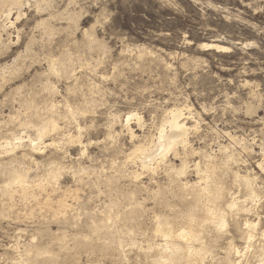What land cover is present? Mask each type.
<instances>
[{
  "label": "rangeland",
  "instance_id": "obj_1",
  "mask_svg": "<svg viewBox=\"0 0 264 264\" xmlns=\"http://www.w3.org/2000/svg\"><path fill=\"white\" fill-rule=\"evenodd\" d=\"M28 2L0 0V143L12 138L20 143L9 156L24 155L20 165L29 167L31 181L28 194H0V264L169 263L155 226L159 219L175 230L185 227L187 192L169 177L180 158L168 153L152 162L154 170L141 168L128 156L138 143L123 127V117L131 110L143 118L140 125L130 122L146 146L171 107L186 108L190 126L189 146L185 151L178 146L186 161L180 183L198 180L196 162L213 161L223 181L219 209L225 229L235 232L245 218L256 222L250 252L239 263L256 264L252 251L264 247V0ZM211 40L229 49H201V42ZM52 123L58 128L51 130ZM42 129L53 144L33 153L28 136ZM79 132L82 144L66 139ZM50 165L56 176L48 179ZM234 172L249 174L257 194L246 198L247 211L237 220L236 210L226 207L230 195L243 194ZM39 181L51 183L50 192L37 188ZM131 194L137 218L123 221L118 213L129 210L123 199ZM111 200L121 202L120 212ZM53 210L64 213L66 222L54 219ZM101 224L120 239L94 234L91 228ZM201 234L204 241L212 237V225ZM217 241L199 264L227 263L219 250L225 242Z\"/></svg>",
  "mask_w": 264,
  "mask_h": 264
},
{
  "label": "bare ground",
  "instance_id": "obj_2",
  "mask_svg": "<svg viewBox=\"0 0 264 264\" xmlns=\"http://www.w3.org/2000/svg\"><path fill=\"white\" fill-rule=\"evenodd\" d=\"M8 1L10 2V4L19 5L22 1H25V0H8ZM28 1L29 0H27V2ZM34 1L37 4V6H39V0H34ZM32 5H34V4H32ZM19 12H20V9H19ZM18 17H19V13L15 17V19H17ZM8 22H9V26H12L14 24V22L11 20H8ZM4 26H5V24H4ZM42 26H43V24H42ZM44 33L45 32H43V34ZM47 33L50 34L49 31ZM200 47L203 50L212 49V50H215L217 52L218 51H227L229 49L228 46H226L224 44H220V43L216 42L215 40H211V41H207V42H201ZM50 65H51L52 70H55V67H54L55 63L53 61H51ZM3 75H5V74H3ZM186 106H188V105H186ZM188 108H189V106H188ZM185 109L186 108H184V107L183 108L182 107L181 108L180 107H174V108L171 107V109H168V112H165L167 114L166 117L163 118V121L158 126L157 136L155 138H152L151 140H149V142L147 143L146 146L144 143H141V139H139V136L135 132L136 130L134 131L133 126L131 125V122H130L132 119H135V121L140 125L142 123L143 118L137 112L131 111V110L128 111L126 113V116L123 117V119H124L123 120V127L125 128L126 132L128 133L130 139L131 140H137V143H138L137 145H134L132 151L128 154V156L131 159L137 158V161L140 163L141 168L146 169V170H151V171L154 170V167H152V164H153L152 162L155 161L156 159L159 160V162L161 160H165L168 153H172L173 154L172 156H174L176 158L177 157L180 158V164H179L180 167L174 169V166H172V170H171L172 174L169 177H171V179H170L171 182H175V181L179 182V184H180L179 187H181L182 190L184 189L185 192H187V194L185 195V196H187V198L185 197L187 199L186 207H185L186 208V214H185V216L183 215V219H182V222H183V224H185V227L182 229H176L175 230L174 227L172 225H170L171 222H167V221L163 222V220L161 221L159 219L157 220V224L155 226V233L157 235L159 234V235L163 236L164 240H165L164 244H166V247L164 250L166 254H165V256H162V257H165L166 259L169 258L170 262L167 264H173L174 262L179 261L180 259H185L184 264H188L187 263L188 261H191L192 264H199V261L203 258V256H205L206 253L210 252L212 247L217 246L216 245L218 242L217 240L221 239L223 242H225L224 246L222 248H219L220 254H222L221 258L223 260L227 261L226 264H239L242 259L246 258V251H247L248 247L251 246L252 238L257 235V234L255 235L256 222L255 221L254 222L248 221V219L246 220V218L244 217L245 218L243 220L244 223L242 222L243 224L241 226L237 225L235 232L225 229L226 228V220L224 218V214L219 209L220 198H221V195L223 194V190H224L223 181H222V178L220 177L221 175L219 174L220 175L219 176L218 174L215 173L212 160L207 159L202 166L198 163L199 161L193 165V169H194V171L197 175V179H198L196 182H194L193 184H188V182L180 183L182 177L184 176V173L186 172V166H185L186 161L184 162L183 159L180 157V153L182 151L180 152V150L178 149V146L181 145L183 148L182 149L183 151H185V148L187 146H189V145L186 146V144L188 143L187 135H188V131H190V126L186 122L188 117L185 116L186 115L184 113ZM72 113H73L72 110H70V109L66 110V116L68 118H70L72 116ZM121 117H122L121 115H118V118H121ZM40 119H39V122H41ZM39 124H41V123H39ZM57 128H58L57 123L51 124V130H54ZM30 129H31V127H30ZM47 130L48 129L37 130L35 138H31L30 136H28L29 140H28L27 144H28V147L31 148V151L33 153H39V150L41 149L40 145L43 148H46L48 146L51 147V145L53 144V142L45 140ZM13 136H15V134ZM12 137H9V138H12ZM64 138H66V136ZM66 139H68L70 142H77L78 144H82L81 138H80V132L76 137L69 135ZM4 143H5L4 144L5 146H1V143H0V148H1L0 149V183H2V185H0V194L2 196H13V194L19 190H21L23 192V194H28V187H30L29 184L31 183L30 178H29V167H25L23 165H20V164H23L25 162L24 155L21 157L9 156L10 152L13 153L11 150L16 149V147L20 143L17 140H14L13 138L11 140H6ZM8 152H9V154H8ZM1 153H5V155L8 154L6 156L9 158L8 161L7 160L4 161V159L6 157L1 156ZM42 153H43V151H42ZM53 158L54 157H52V160L54 161ZM232 159L235 161L238 160V158L234 159V157H232ZM227 160H229V158ZM53 161H51L52 164H53ZM48 164H51V163H48ZM51 165H50V167L48 166L49 168H47V170L44 168L46 170V174H45L46 178H48V179L54 178L56 176L55 167H53ZM44 166H46V164ZM170 166L171 165H169V167ZM79 172L80 171L78 170V173ZM222 172H224V171H222ZM133 174L135 175V177H137L136 176L137 174H135V172ZM114 175H116V174H114ZM135 177L134 178L132 177V178L136 179ZM129 178H130V176H129ZM233 178H234V181H236L238 183V186L243 191V194H242L241 198H236L237 196L230 195V196H232L231 201L226 204L227 205L226 207H228V209L231 208L232 211H233V209L236 210V212L234 214L232 213V215H234L235 219L237 220V219H239V217H238L239 215L244 214L247 211L246 210L247 209L246 208V198L248 199V198L255 197V196H257V194L255 191V187L253 188L251 186L252 179H251L249 174H247V173L240 174L239 172H234ZM48 179H46V180H48ZM50 184H48V183L43 184L42 181H39L36 183V186H37V188H39L41 190H45V191L48 190L49 191L52 187V184L51 185ZM234 195H236V194H234ZM185 198H184V201H185ZM123 200H124V202H126L125 204L130 207L128 211L120 212V210L118 208L122 205L120 201L113 203L111 200V201H109V203H111L113 206L114 205L117 206V208H115V209H117V211L120 212L118 214L122 216L123 221H126V220L127 221L128 220L134 221V220H136V218H137V216H136L137 215L136 214L137 204L135 203L134 196L132 194L129 196H125ZM64 202L61 201L60 202L61 205H62V203L65 204ZM172 202H174V201H172ZM44 205L46 207L52 206V205H50V203H48V201ZM46 212H47V209H46ZM53 212H54V214L52 215V217L54 219H56L57 221L63 220V222H66V221H64V219H62V217L64 216V213H63V216L62 215L60 216L59 212L57 210H53ZM3 213H4V210H2L1 206H0V214H3ZM184 213H185V211H184ZM40 215H41V219H45L47 216V215L44 216V214L43 215L40 214ZM38 221H39V219H38ZM210 225H212V230H214V235L212 237H207V238L205 237L206 240L204 241L203 240L204 236H202L201 233L205 232V229L206 228L208 229V226H210ZM62 226H64V225H62ZM96 226H98V225L96 224ZM111 229H113V228H111ZM91 230L96 235H100V234L102 235V233H103V234L110 235V236L114 237L115 239H116V237L118 240L120 239L119 236L112 234V232L109 229L107 224H101L99 227L91 228ZM115 233H117V232H115ZM258 233H259V231H258ZM125 234H127V233H125ZM118 235H119V233H118ZM237 237L240 240H242L241 241L242 245H240V244L238 245L236 243L235 238L237 239ZM110 245H111V243H110ZM263 248H264L263 246L257 247V249H254L252 251V254L250 253L251 256L254 258V263L264 264V256H263L264 252L262 251ZM27 252L29 255H32V256L34 254V251L32 249H28ZM247 252L249 253L250 250ZM233 257H234V259L232 260ZM181 261H180V263L176 262V264H183V263H181ZM183 262H184V260H183Z\"/></svg>",
  "mask_w": 264,
  "mask_h": 264
}]
</instances>
